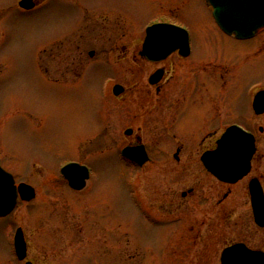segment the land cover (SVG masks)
Listing matches in <instances>:
<instances>
[{
	"label": "rangeland",
	"instance_id": "rangeland-1",
	"mask_svg": "<svg viewBox=\"0 0 264 264\" xmlns=\"http://www.w3.org/2000/svg\"><path fill=\"white\" fill-rule=\"evenodd\" d=\"M17 1L0 0V11L8 7L0 14V138L7 139L3 145L0 139V160L17 182L33 184L37 195L28 203L20 202L10 216L0 217V264L12 262L7 238L11 222L24 226L32 255L44 264H221L220 251L230 243L264 250V227L254 222L247 188L251 176L264 186V130L259 131L264 128V114L251 113L249 101L242 97L250 83L264 87V31L247 42L224 35L207 0H48L31 11L19 9ZM157 19L183 24L196 40L222 45L226 55L221 52L225 57L220 63L232 71L228 87L237 95V115L232 118L229 101L221 95V112L227 109L231 116L227 111L228 118L220 123L236 121L256 135L249 175L235 184H221V219L216 222L192 220V214L207 213L205 206L188 213V220L174 223L141 214L133 168L118 154L125 144L120 101L102 91L107 83L105 65L96 62L88 67V94L85 73L62 76L60 84H53L38 65L43 45L61 38L60 70L81 71L88 41L102 48L121 28L128 38H142L144 29ZM51 60L42 63L53 70ZM221 84L223 88V78ZM107 102L110 111L104 130L98 111ZM240 109L248 113L246 119ZM87 137L88 154L79 152ZM79 155L93 168L88 186L79 192L57 180L58 174L30 173L24 163L55 169L62 160ZM152 182L146 172L142 187L149 189ZM143 194L150 199L149 190ZM62 216L67 219L64 236L69 244L59 250L53 233ZM197 231L203 235L198 243ZM212 241L218 243L214 246Z\"/></svg>",
	"mask_w": 264,
	"mask_h": 264
},
{
	"label": "flooded vegetation",
	"instance_id": "flooded-vegetation-1",
	"mask_svg": "<svg viewBox=\"0 0 264 264\" xmlns=\"http://www.w3.org/2000/svg\"><path fill=\"white\" fill-rule=\"evenodd\" d=\"M33 1L36 5L29 10L18 5L15 6L24 11H31L44 6L48 0ZM7 8H2L0 14ZM152 23L162 24L161 27L164 31H161L159 35L163 43L156 44L159 39L155 37L152 39L151 45L145 50L143 49L144 36L142 38H128L129 35H126L124 29L121 28L117 36L110 39L109 44L103 45L102 48L88 41V48L84 49L86 58H84V68L81 71H78L79 68L77 67L71 69L69 65L70 68L60 70L59 62L62 56L59 41L61 38H56L43 45L38 57V65L53 84H60L62 76L65 77L69 74L76 76V73L79 72L78 77H81L85 73L87 94L88 67L96 62L105 65V72L108 73L107 83L102 85V91L107 95L110 93L111 96L120 101L118 115L123 126L120 130L125 144L119 147L118 154L126 165L133 168L136 181L135 198L138 201L141 214L156 222L174 223L188 220V213L194 212L199 206H205L207 213L200 216L192 214V220L216 222L221 219L220 212L223 201L220 191L221 184H231L220 181L214 174L210 173L202 162V156L215 148L216 141L227 126L237 124L236 121L220 123L221 118H228L227 111L229 117L231 116L230 111L232 118L235 119L237 115V95L234 93V88L228 87L232 71L230 67L221 66L222 57L224 58L226 55L222 52V47L220 48L221 44H215L212 40L208 42L206 38L196 40L191 30L183 24L164 19H157ZM173 26H180L187 30L186 42L178 31L173 32L169 29ZM77 29L78 27L71 34ZM167 29L170 32H167ZM219 30L235 40L247 42L264 31V28L257 30L249 39H237L234 35H227L220 28ZM80 36L82 37L83 34L80 33ZM173 42L181 46L169 50L168 47ZM129 45L132 46L130 49L127 48ZM74 47L76 48V46ZM77 47L80 48V44ZM221 52L224 54L223 56H221ZM45 59H52L51 61L54 62L53 70L42 63ZM1 66L2 64H0ZM222 78L224 81L223 88H221ZM261 87L258 84L253 86L250 83L244 88L242 97L247 99V104L249 101L251 113L253 112L251 107L253 94ZM114 88L118 91V95L113 94ZM231 89L234 91L232 92ZM221 95L222 98L228 99L230 111L224 109V113L221 112ZM125 104L128 108L125 107ZM109 111L108 102L98 111L104 130L106 129L104 125L108 121ZM239 111L240 114L243 113L244 117H247L248 113L241 109ZM0 139L2 145L5 141L7 142L3 136ZM84 143L79 147V152L86 150L88 154V147L90 146H88V137ZM127 145H142L147 160L140 163L122 157L120 155L121 149ZM7 148L4 147V149ZM25 162L31 171L30 173L58 174L57 180L62 179L72 192L85 189L88 186V179L84 188L73 189L61 174L62 166L69 162H77L86 166L87 169L89 168L90 173L93 169L88 158L82 159L81 157L62 160L55 169L38 162L36 164H30L28 160ZM0 166L13 174L12 170L2 160H0ZM146 172H149L150 177L154 180L149 189L142 187V180ZM19 182L15 179V183ZM23 182L34 187L36 197L35 186L27 181ZM146 190L150 192V199H147L143 194V191ZM227 195L228 193H225L224 198ZM20 202L28 203L30 201L25 202L17 199L16 208ZM69 221L73 222L74 220L69 218ZM66 222L65 216H62L60 223L56 221L53 234L58 249L61 248V245L68 246L69 244L67 237L64 236L67 227ZM11 225L13 228L7 238L11 249L9 260L12 262L7 264H35V262L44 264L42 259L39 260L32 255L24 226L21 223L14 225L12 222ZM18 227L22 228L26 242V256L23 260H18L14 254V230ZM195 238V242L198 243L203 235L197 231ZM202 242L207 243L208 241L203 239ZM216 243L218 242L212 241L214 246ZM208 246L212 248L211 244Z\"/></svg>",
	"mask_w": 264,
	"mask_h": 264
},
{
	"label": "water",
	"instance_id": "water-1",
	"mask_svg": "<svg viewBox=\"0 0 264 264\" xmlns=\"http://www.w3.org/2000/svg\"><path fill=\"white\" fill-rule=\"evenodd\" d=\"M208 2L213 8L216 23L227 34L234 33L237 38L245 39L253 36L257 29L264 27V0H208ZM19 5L31 8L34 3L32 0H20ZM161 25L153 24L147 28L144 50L151 45L155 37L159 39L156 44L163 43L159 35L164 31ZM169 29L173 32L178 31L186 42L187 33L184 29L176 26ZM167 32L170 30L167 29ZM177 46L181 45L173 42L168 48L170 50ZM252 106L256 114L264 112V90H259L255 94ZM262 130L263 128L260 127L259 131ZM139 149L144 152L143 147L140 146L125 147L122 153L132 160L143 162L147 157L137 153ZM255 151L254 134L239 125H231L218 139L216 148L205 153L202 160L206 168L221 181L235 183L249 173ZM62 173L69 185L75 189L83 188L89 177L87 168L77 163L65 165ZM248 189L254 222L263 228L264 192L258 178L250 179ZM18 194L22 200H30L35 196L34 189L30 185L26 183L15 185L13 176L0 167V216L7 215L14 208ZM14 246L18 258L23 259L26 255V243L20 228L16 230ZM220 261L221 264H264V251L251 249L246 244L238 242L222 250Z\"/></svg>",
	"mask_w": 264,
	"mask_h": 264
}]
</instances>
